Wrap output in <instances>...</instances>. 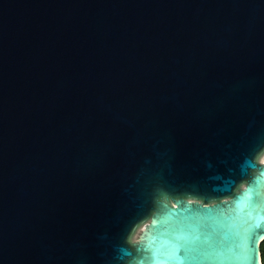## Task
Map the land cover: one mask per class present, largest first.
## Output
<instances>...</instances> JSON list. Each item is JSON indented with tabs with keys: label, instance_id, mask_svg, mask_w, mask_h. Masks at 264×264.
<instances>
[{
	"label": "water",
	"instance_id": "water-1",
	"mask_svg": "<svg viewBox=\"0 0 264 264\" xmlns=\"http://www.w3.org/2000/svg\"><path fill=\"white\" fill-rule=\"evenodd\" d=\"M264 0H0V264H263Z\"/></svg>",
	"mask_w": 264,
	"mask_h": 264
},
{
	"label": "trees",
	"instance_id": "trees-1",
	"mask_svg": "<svg viewBox=\"0 0 264 264\" xmlns=\"http://www.w3.org/2000/svg\"><path fill=\"white\" fill-rule=\"evenodd\" d=\"M261 253H262V262L264 264V242L261 245Z\"/></svg>",
	"mask_w": 264,
	"mask_h": 264
}]
</instances>
